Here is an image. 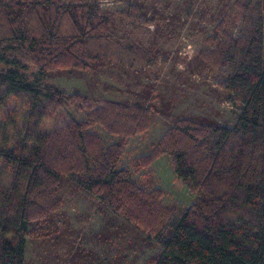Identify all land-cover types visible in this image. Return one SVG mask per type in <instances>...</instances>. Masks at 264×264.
I'll return each instance as SVG.
<instances>
[{
    "label": "trees",
    "instance_id": "obj_1",
    "mask_svg": "<svg viewBox=\"0 0 264 264\" xmlns=\"http://www.w3.org/2000/svg\"><path fill=\"white\" fill-rule=\"evenodd\" d=\"M116 1L123 3L117 14L131 26H156L144 3ZM250 6L244 32L216 31L207 51L225 72L223 88L242 104L234 124L178 118L159 139L175 175L199 195L165 231L156 216L160 192L151 202L118 165L121 145L90 130L98 125L121 137L146 130L153 107L144 89L137 101H118L44 82L55 70L142 69L144 46L115 36V22L98 0H0V62L6 67L0 70V108L10 98L24 108V134L14 142L4 132L18 118L0 124V264H25L28 228L61 209L65 177L136 229L161 233L153 264H264V0ZM71 104L85 112L83 121L40 130L42 121Z\"/></svg>",
    "mask_w": 264,
    "mask_h": 264
},
{
    "label": "rangeland",
    "instance_id": "obj_2",
    "mask_svg": "<svg viewBox=\"0 0 264 264\" xmlns=\"http://www.w3.org/2000/svg\"><path fill=\"white\" fill-rule=\"evenodd\" d=\"M98 1L115 22V36L144 46V68L133 66L127 74L123 73L127 66L118 64L102 70H55L44 82L69 94L118 101H137L144 89L146 103L153 107L146 130L130 137L111 135L98 125L90 130L107 144L121 145L118 165L129 171L138 188L150 194L151 202L160 192L156 216L166 231L199 195L175 175L171 156L159 152V139L178 118L202 116L221 125L234 124L242 104L223 88L225 72L207 51H211L216 31L232 36L244 32V14L258 0H139L156 22V26L139 29L117 14L123 3ZM65 25L69 27V22ZM5 68L0 62V70ZM23 114L24 108L16 99L10 98L0 108V124L10 115L18 118L16 126L4 132L10 143L24 134ZM84 117L85 112L71 104L42 121L40 130L53 132ZM58 193L61 209L48 221L28 228L25 264H153L161 233L136 229L119 210L101 203L68 177Z\"/></svg>",
    "mask_w": 264,
    "mask_h": 264
}]
</instances>
